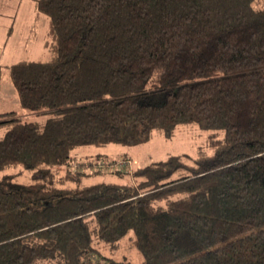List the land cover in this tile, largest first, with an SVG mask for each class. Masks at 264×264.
<instances>
[{"label": "trees", "instance_id": "16d2710c", "mask_svg": "<svg viewBox=\"0 0 264 264\" xmlns=\"http://www.w3.org/2000/svg\"><path fill=\"white\" fill-rule=\"evenodd\" d=\"M48 59L0 65L25 110L0 113V264H264V1L33 0ZM10 29L8 30V32ZM148 99V101H144ZM208 150L136 168L133 184L53 186L75 147L171 136Z\"/></svg>", "mask_w": 264, "mask_h": 264}, {"label": "rangeland", "instance_id": "374dc122", "mask_svg": "<svg viewBox=\"0 0 264 264\" xmlns=\"http://www.w3.org/2000/svg\"><path fill=\"white\" fill-rule=\"evenodd\" d=\"M14 13H16L14 31L11 32L12 35L11 38H8L7 45H0V63L15 61V59H48L50 52L45 46L48 40L47 17L44 14L36 16L33 0H0V34L9 27L12 18L8 16ZM25 26H32V36L24 42L23 38L27 35V31L24 29L25 32L22 33L21 27ZM2 77L0 110L15 111L25 120L44 122L47 114L35 113L22 108L19 100L15 98V88L8 82L6 72ZM144 101H148V99ZM1 133L2 131H0V135H2ZM222 134V131L205 130L199 125L180 124L177 125L171 136H164L159 131L153 130L149 139L140 143L117 144L111 142L104 146L75 147L71 152L74 159L68 165L53 167L50 175L51 181L53 186L58 187L86 186L99 182L133 184L135 178L132 172L136 168L154 161L166 160L171 155L192 158L199 148L208 150L210 135L221 138ZM8 174L12 176L15 183H31L33 181L32 173L20 165H8V167L0 169V178ZM131 235L132 233H129L110 245L104 243L96 245L110 258L128 260L136 264L142 259V255L131 245V241H129Z\"/></svg>", "mask_w": 264, "mask_h": 264}, {"label": "crops", "instance_id": "0c3cea01", "mask_svg": "<svg viewBox=\"0 0 264 264\" xmlns=\"http://www.w3.org/2000/svg\"><path fill=\"white\" fill-rule=\"evenodd\" d=\"M37 16V15H36ZM9 18H12V20H11V24L9 25V27L8 28H5L4 29V31H2L1 32V34H0V45L2 46V45H7V40H9L8 38H11V35H12V33L11 32H13L14 31V23H15V17H16V13H14L13 15H10V16H8ZM33 25V24H32ZM32 27V26H31ZM31 27H29V26H25V27H21V31H22V33H24L25 31H27V35L23 38V41L25 42V41H28L29 40V38L32 36L31 35V30H32V28ZM10 29V31L8 32V30ZM24 29H25V31H24ZM10 34V35H9ZM25 35V34H24ZM29 43H30V41H29ZM19 59V58H18ZM26 60H33V59H19V60H17V59H15V61H8V62H4V63H0V65L1 66H3V65H9V64H12V63H15V62H17V61H26ZM37 61V60H36ZM5 73V72H4ZM6 77H7V74H6ZM8 79V82L11 84V82H10V80H9V77H7ZM2 82V81H1ZM13 87V86H12ZM0 89H1V85H0ZM15 90V89H14ZM0 92H1V90H0ZM15 93H16V91H15ZM16 95V94H15ZM15 98L17 99V95L15 96ZM5 111H8V110H5ZM10 111V110H9ZM0 113H5L3 110H0Z\"/></svg>", "mask_w": 264, "mask_h": 264}, {"label": "built area", "instance_id": "2783aa9c", "mask_svg": "<svg viewBox=\"0 0 264 264\" xmlns=\"http://www.w3.org/2000/svg\"><path fill=\"white\" fill-rule=\"evenodd\" d=\"M122 162H123V163H128L127 161H126V162H125V161H122ZM123 163H122V164H123ZM123 165H124V164H123Z\"/></svg>", "mask_w": 264, "mask_h": 264}]
</instances>
